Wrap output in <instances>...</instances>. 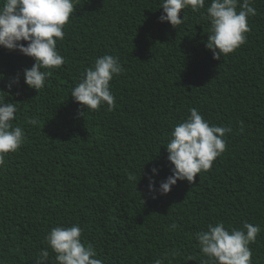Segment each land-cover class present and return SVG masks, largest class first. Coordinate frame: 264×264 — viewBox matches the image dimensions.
Wrapping results in <instances>:
<instances>
[{
	"label": "trees",
	"instance_id": "trees-1",
	"mask_svg": "<svg viewBox=\"0 0 264 264\" xmlns=\"http://www.w3.org/2000/svg\"><path fill=\"white\" fill-rule=\"evenodd\" d=\"M74 4L57 41L65 64L49 70L43 90L21 78L6 97L19 106L14 124L25 127L26 139L0 167V264H35L46 232L71 224L105 264H150L172 248L180 255L166 264H184L188 255L195 260L187 264H200L192 234L217 221L259 224L250 248L253 264H264V0L253 4L246 43L220 60L204 46L208 22L190 8L175 30L158 21L159 0ZM105 53L124 69L110 82L116 107L78 116L69 93ZM32 63L0 47V90ZM190 108L232 128L226 150L193 183L178 181L152 199L145 173L159 169L157 186L170 175L167 134ZM28 116L40 124L28 127ZM173 222L178 229L166 231Z\"/></svg>",
	"mask_w": 264,
	"mask_h": 264
},
{
	"label": "clouds",
	"instance_id": "clouds-1",
	"mask_svg": "<svg viewBox=\"0 0 264 264\" xmlns=\"http://www.w3.org/2000/svg\"><path fill=\"white\" fill-rule=\"evenodd\" d=\"M254 2L159 0L158 9L162 11L158 21L167 22L176 30L185 22L184 15H180L182 10L190 8L192 12L200 13L201 19L209 24L204 46L214 59L220 60L246 43V34L250 31L248 18L257 14ZM75 10L74 0H0V47L18 51L33 60L30 68L22 69L5 83L6 90H0V167L5 165V157L17 152L26 139L25 127L14 124L19 106L15 102H7L6 97L21 78L29 89L43 90L49 70L65 64V58L57 49V41L65 38V26ZM123 71L117 56L105 53L95 57L69 93L73 102L79 105L78 116L83 117L86 111L95 112L104 105L112 111L116 107V98L110 82ZM3 79L0 75V80ZM25 124L35 127L40 120L36 116H28ZM240 125L243 131V121ZM231 132V127L211 124L198 109L190 108L188 115L173 125L167 134L165 150L170 175L157 186L155 177L159 169L152 167L145 173L151 198L167 194L178 181L186 180L191 184L199 173L210 170L216 158L226 150L225 136ZM177 229V223L173 222L165 230ZM83 231L79 224L50 228L43 238L46 247L39 249L35 264H105L93 243L82 240ZM260 232L259 224L244 221L239 228H226L223 221H217L192 235L199 249L200 264H253L250 245L256 242ZM178 255L179 251L172 248L150 264H166ZM183 260L187 264L195 257L188 255Z\"/></svg>",
	"mask_w": 264,
	"mask_h": 264
}]
</instances>
